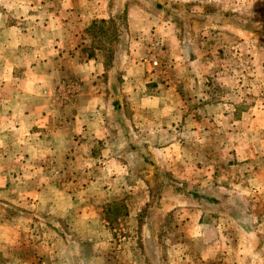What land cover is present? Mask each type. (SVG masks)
I'll list each match as a JSON object with an SVG mask.
<instances>
[{"label": "rangeland", "instance_id": "obj_1", "mask_svg": "<svg viewBox=\"0 0 264 264\" xmlns=\"http://www.w3.org/2000/svg\"><path fill=\"white\" fill-rule=\"evenodd\" d=\"M76 7L31 123L19 63L57 0H0V264H264V0Z\"/></svg>", "mask_w": 264, "mask_h": 264}, {"label": "crops", "instance_id": "obj_2", "mask_svg": "<svg viewBox=\"0 0 264 264\" xmlns=\"http://www.w3.org/2000/svg\"><path fill=\"white\" fill-rule=\"evenodd\" d=\"M79 0H73V3H67L66 0L59 1L57 0V14H48L45 16L48 20L45 21V25L42 24L41 28L33 29L30 33L34 36L38 34H43L42 37L46 38V42L44 44V48L42 50L41 56L39 51L33 52V64H27L22 61L19 63L24 69L28 70L25 76L17 79L16 82V95L17 102L16 103V114L18 118L20 117V121H29L32 123V118L40 111V105L42 102H46V97L40 96V91L42 88H48L55 83L56 79L64 74L65 66L67 65V54L69 52L70 46L67 47V43L70 44L73 41L72 51L78 48L79 38L81 35L82 28L87 26L93 19H95L94 15H91L86 20L82 17L81 14L77 12L76 4ZM69 10V14L67 11ZM71 9H73L71 11ZM97 10L100 12L101 9L98 7ZM135 8L129 7L127 11V18L133 22L135 19L133 18V11ZM74 19L72 20L71 18ZM69 25H73L72 28H68ZM26 35V34H25ZM68 38V42L66 40ZM92 63L89 61L83 62V65L77 66L76 70L79 72L83 71V73H78V75H84L89 73L92 70ZM40 68V70H37ZM37 73H41V75H37ZM45 76V77H44ZM174 95L168 96L164 102L165 105H173L172 108L175 111L182 112L184 109L182 105H180L181 97L177 93H173ZM164 99V96L157 97L155 99V103ZM179 101V103H178ZM177 103V104H175ZM178 105V106H177ZM187 110V108H185ZM205 110V107H202L200 111ZM208 111V110H207ZM35 122V121H34Z\"/></svg>", "mask_w": 264, "mask_h": 264}]
</instances>
